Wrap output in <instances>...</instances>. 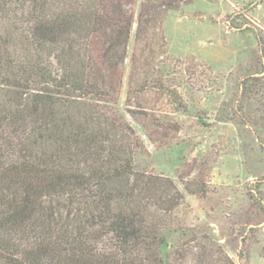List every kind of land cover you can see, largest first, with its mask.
I'll use <instances>...</instances> for the list:
<instances>
[{
    "label": "trees",
    "instance_id": "obj_1",
    "mask_svg": "<svg viewBox=\"0 0 264 264\" xmlns=\"http://www.w3.org/2000/svg\"><path fill=\"white\" fill-rule=\"evenodd\" d=\"M186 1L0 0V264H235L174 223L171 178L138 168L149 153L127 115L160 147L186 142L177 119L142 104L155 88L188 107L145 48L119 105L134 25L151 52L150 29Z\"/></svg>",
    "mask_w": 264,
    "mask_h": 264
},
{
    "label": "rangeland",
    "instance_id": "obj_2",
    "mask_svg": "<svg viewBox=\"0 0 264 264\" xmlns=\"http://www.w3.org/2000/svg\"><path fill=\"white\" fill-rule=\"evenodd\" d=\"M148 36L151 52L134 25L119 105L130 55L145 48L188 107L176 112L155 88L142 104L177 119L186 142L183 152L174 143L160 147L127 115L149 153L138 168L171 178L182 192L174 223L209 235L235 264H264V0L181 2ZM192 180L198 192L185 188ZM181 236H170L172 246Z\"/></svg>",
    "mask_w": 264,
    "mask_h": 264
}]
</instances>
